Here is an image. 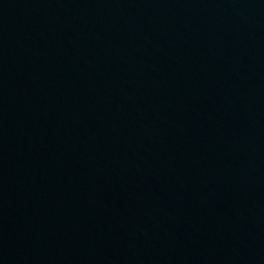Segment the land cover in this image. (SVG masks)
<instances>
[{"label": "water", "instance_id": "95a60500", "mask_svg": "<svg viewBox=\"0 0 264 264\" xmlns=\"http://www.w3.org/2000/svg\"><path fill=\"white\" fill-rule=\"evenodd\" d=\"M0 264H264V0H0Z\"/></svg>", "mask_w": 264, "mask_h": 264}]
</instances>
